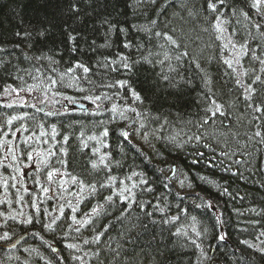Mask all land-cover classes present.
Returning a JSON list of instances; mask_svg holds the SVG:
<instances>
[{
  "label": "trees",
  "instance_id": "trees-1",
  "mask_svg": "<svg viewBox=\"0 0 264 264\" xmlns=\"http://www.w3.org/2000/svg\"><path fill=\"white\" fill-rule=\"evenodd\" d=\"M207 2L0 0V99L24 101H0V141L6 142L0 146V236L10 237L0 241V264H264V5L258 10L253 0H213L218 10L212 12ZM105 20L116 29L109 32ZM70 33L77 35L76 53ZM126 42L132 46L125 48ZM184 51L189 55L177 60ZM165 53L169 59L161 64ZM121 55L141 63L129 73L118 62ZM145 56L153 63H144ZM105 59L117 71L99 66ZM78 60L92 69L89 82L49 93L46 109L37 111L50 69L59 75ZM257 75L261 80L253 83ZM117 80H127L143 102L127 88L108 87ZM29 85L41 87L29 92ZM249 85L254 91L245 99ZM97 95L96 104L85 99ZM213 99L223 105L215 115ZM48 150L56 156L45 167L38 154ZM53 168L61 175L49 182ZM72 176L94 183L96 191L81 192ZM122 189L131 190L123 193L127 200ZM109 195L111 202L104 199ZM99 205V214L92 213ZM28 217L32 223H24ZM53 218L54 230L45 228Z\"/></svg>",
  "mask_w": 264,
  "mask_h": 264
},
{
  "label": "snow or ice",
  "instance_id": "snow-or-ice-1",
  "mask_svg": "<svg viewBox=\"0 0 264 264\" xmlns=\"http://www.w3.org/2000/svg\"><path fill=\"white\" fill-rule=\"evenodd\" d=\"M151 3H152V4H155V3H156V0H151ZM217 3L223 4V3H224V0H217ZM217 3H214L213 0H208V2H207V8H208L209 10H211L212 12H216V11L218 10V9H217ZM262 5H264V0H253L252 7L257 8V9L259 10V9L261 8ZM70 10H71L73 13H76V14H79V11H80V9H79L75 4H72V5L70 6ZM190 14H191V13H190ZM245 15H246V14H245ZM216 20H217V23H216L214 26H215V28H216V30H217L218 32H222L223 29L221 28V24H220V17H216ZM151 23H152L153 25H155V24H156V21L153 20V21H151ZM104 24L108 25V31H109V32H111L112 30L116 29V25H115V24H112V23H111L110 21H108V20H105V21H104ZM255 27H256L257 29H259V28H260V25L257 24V25H255ZM119 31H120V32H126V29L120 28ZM172 31L174 32L175 29H173ZM17 35L19 36L20 33H17ZM25 35L27 36V35H30V34L25 33ZM39 35H40L41 37H43V36L45 35V31H44V30L40 31V32H39ZM154 35H155L156 37H163V39H164L168 44H170L171 46H174V47H176V48H179V47L181 46L180 43L178 42V40H177L176 38H174V36L171 35V34H169L168 32L156 31V32L154 33ZM218 38H219V37H218ZM68 40H69V41L72 43V45H73V47L71 48V51H72L73 53H76L77 51H79L78 45L76 44V41H77V35H74V34H71V33H70V34L68 35ZM95 43H96L95 40H93V41H92V44L95 45ZM108 46H109V45H108L107 42H106L105 44L100 45L99 47H108ZM131 46H132V45H131L130 42H126V43L124 44V47H125V48H130ZM160 47L163 48L164 45L161 44ZM233 47H235V45H233ZM244 47H245V45H241V48H244ZM0 51H3V49H0ZM93 51H95V49H93ZM188 55H189V53H188L187 51H184V52L180 53V54L176 57V59H177V60H180L181 57H185V56H188ZM42 58H46V57H41V56H36V57H35V59H36L37 61L41 60ZM46 59H50V58H46ZM168 59H169V56H168L167 53H165V54H164V60L159 61V63L163 64L164 61H165V60H168ZM142 60H143V62L146 63V64H152V63H153V61L150 60V59H149L148 57H146V56H145V57H142ZM118 62L120 63L121 67H122L123 69H125V70H126L127 72H129V73L132 72L133 66H134L135 64H139V63H141L140 60H136V61H131V62H129V58H128L127 56H123V55H121V56L119 57V61H118ZM224 62H225L230 68L232 67L233 62H232L231 60H225ZM259 62H260L262 65H264V60H260ZM52 63L55 64L56 62H55V61H52ZM113 63H114V62H112V61H107V60L105 59V61H104L102 64H100L99 66H102V67H104V68L111 69L112 71H117L116 68H113V67H112V64H113ZM237 63H239L238 60H237ZM196 67L199 68L200 65L197 63V64H196ZM77 70H79V73H82V75H81V74H78V73H77ZM170 70H171V71H174L175 69H170ZM262 70H264V69H262ZM37 71H39V69H37ZM91 71H92V69H91L89 66H87L86 64H84L82 61H79V60L76 61L74 64H70V65L67 67V69H66L64 72L59 73V75H57V69H56L55 67H52V68L50 69V74H48V75L45 77V80H44V82H43L44 85H46V86L42 87V91H43V93H44L45 99L40 100V104H44V103H46V101L49 99V96H48L49 93L52 94V97H55V96H57V95H60V91H59V89H60L61 87H71V86H72V82H78V81H81V80H83V81H85V82H89V75H88V74H89ZM233 71H235V69H233ZM244 74H246V73H244ZM65 78H67L68 83H65ZM161 78H162L164 81H168V80H169V76H168V75H162ZM34 79H35V78H34ZM260 80H261V77H260L259 75H257V76L255 77V81H253V83H255L256 81H260ZM205 83H206V84H210L211 81H210V80H206ZM239 83H240V80L237 79V84H239ZM117 85H118L120 88H127V89L130 91L131 97H132V99H133L134 101H136V102H141V103L143 102V98H142V96L140 95V93L137 92V91H135L134 89H131V88H130V85H129V82H128L127 80H117L115 85H108V87H115V86H117ZM38 87H41V86H40V85H29L28 88H27V90H28L29 92H31V91H33L34 89L38 88ZM21 90H24V89H21ZM78 90H79V91H82V92H83V91H86V89L83 88V87H79ZM245 91L248 93V95L245 96V99H250V97H251V93H252V91H254V90H253V89L251 88V86L249 85V86L245 89ZM104 98H105V99H110V97H107V96H105ZM85 99H88V100H90L91 103L96 104V102L99 101V100L101 99V97H100L99 95L94 96V97H93V96H86ZM211 104H212V105L214 106V108H215V111L213 112V115H215L216 112H220V111H221V108L223 107V105L217 103V101L214 100V99L211 100ZM34 107H35V106H34ZM97 108H99V105H97ZM127 110L132 111V112H136V109H135V108H130V109H127ZM261 110H262V109H261L259 106L256 108V111H257V112H259V111H261ZM37 111H43V109H42V108H37ZM85 111H87V109H85ZM111 111L114 112V113L117 111V105H116V104H113V105H112ZM209 111H212V109L209 108ZM47 114H48V115H55V114H57V113H51V112H49V113H47ZM221 114H223V113H221ZM120 115H121V117H124V113H123V112H120ZM136 115H140V113L137 112ZM124 118H126V117H124ZM14 119H16V117H13L12 119H10V120L8 121V124H11V123H12V120H14ZM207 122H208L207 120L204 121V123H207ZM142 127H143V125H142ZM53 132L55 133V126H53ZM5 135H7V133H5ZM13 135H14V133H13ZM41 135H43V133H41ZM102 135H103V136H107V135H108L107 130H105V131L102 133ZM122 135H123L125 138L128 137V133H127V132H123ZM256 135L259 136L260 133L257 132ZM53 138H54V137H53ZM68 139H69L68 136H64V143H67ZM90 139H95V137H90ZM196 139L199 140L200 138H199V137H196ZM5 143H6V142H4V141H0V146H3ZM59 151L62 152L64 155L67 154V151H66V149H64V148L59 149ZM38 155H42V156H43V159L41 160V163H42L45 167H47V165H48V159H49L50 157L56 156V152H54V151H52V150H48V152H47L46 154H38ZM12 158H13V160H15V159H16L15 155H13ZM27 159L30 160V161L35 162V161L33 160V155H32L31 152L27 153ZM103 160H104V158L101 157V163H103ZM58 162L61 163V164H64V163H65V161L62 160V159L59 160ZM96 166H97L96 163L93 162L92 167L95 168ZM16 171L19 172L20 169L17 168ZM59 175H61L60 170H59V169H55V168H53V169H51V170H49V171L47 172V179H48L49 182H51V181H53V179H54L55 177H57V176H59ZM13 179H15V177H13ZM71 179H72V182H73V183H77V182H78V183L80 184V191H81V192H83V191L85 190V188H90L92 192H95V191H96V185H95L94 183H93V184H87V185H86L83 181H79L78 178L75 177V176H72ZM111 179L114 180L115 178L112 177ZM37 182H38V181H37ZM140 182H141V183H147V181H144V180H141ZM4 186H5V188L8 187V183H7V181H4ZM15 186H16L15 184L12 185V187H15ZM100 186H101V187H105L104 184H101ZM109 186H110V185H109ZM41 187H42V191H43L44 193H49L50 191H52V189H51L50 187H43V186H41ZM133 187H135V185H133ZM149 190H150V189H149ZM125 191L131 192L130 189H122V190H121V193H120V196H121V198H122L123 200H127V199H128L127 196H124V195H123V193H124ZM133 195H134V194H133ZM21 199H23V198L21 197ZM104 199H105L106 201H108V202H111L112 199H113V197H112L111 195H109V196L105 197ZM33 206H35V205H33ZM102 207H103V205H99L98 207H93V208L91 209V212H92V213H95V214H99V210H100V208H102ZM37 211L39 212V208H38V207H37ZM72 211L75 212L76 209L73 208ZM161 211H163V210L161 209ZM0 215H3V213H0ZM72 220H73V222L76 223V224H80V223H81V221H78V220L76 219L75 216L72 217ZM32 222H33L32 217H28V218L24 221V223H32ZM54 224H56V219H55V218L52 219L51 223L44 225V227L47 228V229H52V230H54V229H53V225H54ZM106 230H107V229H105V231H106ZM102 235H103V232L99 233V234L95 237V240H96V241H99V239H100V237H101ZM197 235H199V233H197ZM8 239H10V237H9V234H8L7 232H5L2 236H0V241H6V240H8ZM220 239H223V237L221 236ZM85 243H88V241H85ZM12 246L15 247V245H12ZM249 246L251 247V245H249ZM68 247H70V248H71V247H75V245H68ZM96 255H99V253H96Z\"/></svg>",
  "mask_w": 264,
  "mask_h": 264
},
{
  "label": "rangeland",
  "instance_id": "rangeland-1",
  "mask_svg": "<svg viewBox=\"0 0 264 264\" xmlns=\"http://www.w3.org/2000/svg\"><path fill=\"white\" fill-rule=\"evenodd\" d=\"M2 99H4V98H2ZM2 99H0V101L5 103V104H8L10 102L8 98L5 99L6 101H3ZM22 102H24V101L21 98L17 97L14 101L12 100L8 105H11V104H13V105H18L19 104L20 105ZM25 102H26V100H25ZM44 104H40L39 103V104H37V107L38 106H43ZM70 106H71L70 104H67V109L73 110ZM46 107H47V105L45 104L43 109H46ZM133 139H134V137H133ZM135 141L137 142L136 139H135Z\"/></svg>",
  "mask_w": 264,
  "mask_h": 264
}]
</instances>
